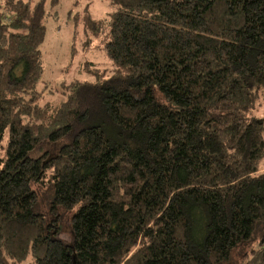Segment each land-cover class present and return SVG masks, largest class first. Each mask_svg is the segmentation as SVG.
I'll return each instance as SVG.
<instances>
[{
	"label": "trees",
	"instance_id": "1",
	"mask_svg": "<svg viewBox=\"0 0 264 264\" xmlns=\"http://www.w3.org/2000/svg\"><path fill=\"white\" fill-rule=\"evenodd\" d=\"M3 2L0 264H264V0L86 7L82 50L111 66L57 101L39 84L60 0Z\"/></svg>",
	"mask_w": 264,
	"mask_h": 264
},
{
	"label": "rangeland",
	"instance_id": "2",
	"mask_svg": "<svg viewBox=\"0 0 264 264\" xmlns=\"http://www.w3.org/2000/svg\"><path fill=\"white\" fill-rule=\"evenodd\" d=\"M3 1L5 0H0V3ZM78 2V6H72L73 0H60L58 5L50 9L53 15L46 22L45 41L41 46L43 76L39 87L47 90L45 101H57L61 97L64 85L74 79L86 78V75L81 76L78 72L82 63L90 61L103 68L111 66L103 51L102 41L96 40L90 52L85 53L82 50L81 44L83 40L85 41L84 24L75 20L76 13L83 12L86 7H89L92 15L96 17L106 16L111 10V0ZM256 116H264V101L258 107ZM39 211L49 222L55 221L56 216L52 214L49 206L42 207ZM61 214L65 220L70 217V214L64 211ZM239 260L237 258V261Z\"/></svg>",
	"mask_w": 264,
	"mask_h": 264
}]
</instances>
